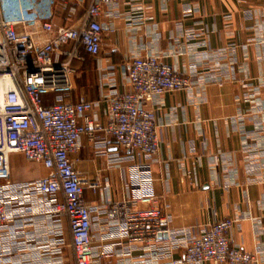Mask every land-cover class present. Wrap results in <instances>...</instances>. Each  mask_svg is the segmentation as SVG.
<instances>
[{
	"label": "crops",
	"instance_id": "obj_1",
	"mask_svg": "<svg viewBox=\"0 0 264 264\" xmlns=\"http://www.w3.org/2000/svg\"><path fill=\"white\" fill-rule=\"evenodd\" d=\"M18 1L64 26L75 24L91 2ZM98 20L101 53L82 52V60L72 62L68 94L70 102L94 104L89 117L98 126L97 139L83 136L70 155L100 185L84 191L93 210L94 264H170L183 257L181 248L128 250L106 215L108 206L138 199L139 181L148 178L152 206L174 232L197 236L232 218L233 246L259 253L255 264H264V0H131L104 6ZM149 56L190 80L186 90L144 106L155 113L159 131L153 157L121 148L103 133V97L130 92L131 62ZM56 96L46 93L45 105ZM9 163V177L0 176L9 215L0 229V264H76L69 221L54 211L63 195H43L37 188L50 171L22 154L10 155Z\"/></svg>",
	"mask_w": 264,
	"mask_h": 264
},
{
	"label": "built area",
	"instance_id": "obj_2",
	"mask_svg": "<svg viewBox=\"0 0 264 264\" xmlns=\"http://www.w3.org/2000/svg\"><path fill=\"white\" fill-rule=\"evenodd\" d=\"M12 1L16 7L11 9ZM17 1L0 0V176L9 177L12 154L42 163L50 173L38 181L37 188L43 195H63V203L54 211L69 221L76 264H94L93 210L84 200V191L100 185L93 175L78 170L70 155L79 150L83 136L92 142L97 139L98 126L89 117L92 102L68 101L74 87L72 62L82 60V52L95 57L101 53L102 8L131 0H91L86 14L71 26L56 25L35 6ZM128 78L130 92L103 97L108 114L103 133L121 148L156 156L160 147L156 115L144 106L164 93L186 90L190 80L153 56L133 60ZM46 93L57 94L50 106L44 103ZM151 181H139L138 199L106 208L108 219L115 221L120 245L128 250L183 249V257L170 264L257 262L259 253L233 246L230 235L237 222L232 218L213 222L197 236L174 232L168 217L152 206L155 198L145 191ZM8 222L0 194V229Z\"/></svg>",
	"mask_w": 264,
	"mask_h": 264
}]
</instances>
